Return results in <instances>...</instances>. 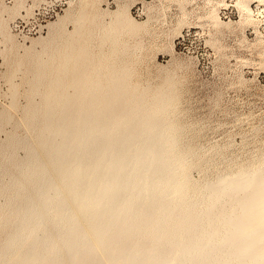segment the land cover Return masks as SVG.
Listing matches in <instances>:
<instances>
[{
	"label": "bare ground",
	"instance_id": "1",
	"mask_svg": "<svg viewBox=\"0 0 264 264\" xmlns=\"http://www.w3.org/2000/svg\"><path fill=\"white\" fill-rule=\"evenodd\" d=\"M15 1L0 7L13 55L0 130L16 124L0 141V264H264V157L192 176L209 158L185 141L174 76L154 87L134 80L122 39L143 24L129 8L106 21L97 0H81L49 24L59 29L40 38L42 49L34 39L19 54L5 13L32 7ZM253 1L264 2L237 6L240 21L256 26ZM222 2L206 17L229 26ZM11 109L21 111L17 119Z\"/></svg>",
	"mask_w": 264,
	"mask_h": 264
},
{
	"label": "rangeland",
	"instance_id": "2",
	"mask_svg": "<svg viewBox=\"0 0 264 264\" xmlns=\"http://www.w3.org/2000/svg\"><path fill=\"white\" fill-rule=\"evenodd\" d=\"M217 1L97 0L95 8L109 21L113 12L127 6L143 24L139 31L122 39L133 51L138 71L134 80L153 87L171 76L177 81L178 120L184 124L185 141L201 148L209 158L203 170H192L195 179L215 177L218 171L264 157V57L259 45V37L264 40V2H252L256 32V26L240 21L237 0H223L219 6L222 19L231 22L229 26L209 23L207 13ZM15 2L0 0V7H12ZM24 2L32 7L29 14L25 9L15 16L5 13L18 44L14 52L19 54L35 40V49H42L41 39L59 29L56 25L52 30L49 24L58 21L67 9L75 12L81 0ZM74 26L72 20L65 25L69 31ZM135 41L141 45L135 47ZM12 56L0 35V112L10 106L12 98L8 81ZM22 76L23 72L18 73V83ZM28 86H20L21 106L27 101ZM11 110L17 119L21 111ZM15 125L13 120L3 126L0 141ZM18 153L22 157L25 151L19 149Z\"/></svg>",
	"mask_w": 264,
	"mask_h": 264
},
{
	"label": "built area",
	"instance_id": "3",
	"mask_svg": "<svg viewBox=\"0 0 264 264\" xmlns=\"http://www.w3.org/2000/svg\"><path fill=\"white\" fill-rule=\"evenodd\" d=\"M263 17V16H262Z\"/></svg>",
	"mask_w": 264,
	"mask_h": 264
}]
</instances>
